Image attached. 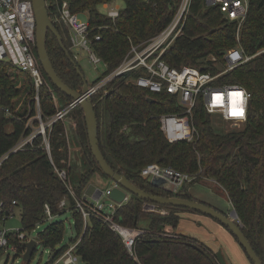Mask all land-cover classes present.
<instances>
[{
  "label": "trees",
  "instance_id": "1",
  "mask_svg": "<svg viewBox=\"0 0 264 264\" xmlns=\"http://www.w3.org/2000/svg\"><path fill=\"white\" fill-rule=\"evenodd\" d=\"M63 1L69 2L73 13L88 14L92 26L100 28L97 32L101 40L95 41L94 48L108 66L105 75L120 66L132 44L143 45L161 32L172 20L180 3V0H154L151 4L143 0H127L125 8L113 21L101 13L98 6L115 0H48L52 19ZM250 4L242 42L246 53L254 54L264 47V0H250ZM55 26L76 64L68 58L58 38L49 32L47 49L53 66L67 86L81 91L84 82L76 70L79 65L71 51L69 33L59 24ZM235 34V24L224 18L219 7L207 6L204 0H194L185 33L166 52L164 60L172 68L190 66L218 74L223 71L225 52L236 45ZM212 58L217 61L212 62ZM20 76L18 72L11 74L10 66L0 61V158L24 134L25 116L28 113L35 115L32 83L24 76L26 83L18 87ZM128 78L113 80L92 97L99 123L100 148L107 163L144 192L160 197L195 200L190 188L203 179L214 180L227 194L238 214L242 231L264 264V54L219 78L221 85H237L251 93L247 122L240 130L216 132L211 115L200 99L194 109L198 136L192 142L171 144L160 129L162 115L184 111L178 99L166 92L150 93L127 83ZM52 87L62 105L60 108L67 107L72 99ZM149 98L154 102H149ZM40 101L45 120L56 114L57 106L47 88L41 91ZM19 104H22L19 111L22 120L11 122L3 109L15 108ZM73 116L79 146L83 150L82 159L87 166L75 188L76 195L81 197L89 186L91 175L103 174L92 154L81 106L73 110ZM51 146L55 164L67 168L70 176L72 166L64 163L69 160V144L61 122L52 130ZM151 163L171 166L197 178L184 184L178 193L168 192L154 187L150 179L141 176L142 169ZM64 199L67 207L60 208ZM14 201L21 212L22 230L26 232L34 231L45 221L47 204L55 216L73 211L75 235L70 242L80 240L77 253L84 264H221L215 253L196 239L161 236L167 229L174 231L179 227V213L193 211L165 207L170 212L168 216L148 214L144 211L147 202L135 195H130L116 214L121 224L143 226L150 232L139 240L135 256H131L119 236L102 221L90 218L85 222L75 200L55 174L47 152L41 148L13 154L0 167V202L6 204V210H11ZM37 236L40 243L52 251L49 264H54L68 247L62 246L65 238V223L62 221L49 224ZM15 242L12 238V243ZM4 255L5 251L0 250V260Z\"/></svg>",
  "mask_w": 264,
  "mask_h": 264
},
{
  "label": "built area",
  "instance_id": "2",
  "mask_svg": "<svg viewBox=\"0 0 264 264\" xmlns=\"http://www.w3.org/2000/svg\"><path fill=\"white\" fill-rule=\"evenodd\" d=\"M115 1L103 4L104 8L109 10L107 16L113 21L118 18L122 10L119 6L114 5ZM143 1L151 4L154 0ZM204 1L207 6L219 7L224 18L236 26V45L225 52L223 71L218 74H213L209 71L205 72L190 66L172 68L164 60L166 52L184 35L194 0H180L170 23L145 44H132L130 52L120 66L107 75L105 73L108 66L94 48L95 41L101 40V35L97 32L100 28L93 27L89 20H79V14L71 11L68 1H63L58 5V12L53 16L52 20L54 24L57 23L67 28L71 51L75 57L80 53L86 56L95 67L103 65L105 68L102 76L96 82L89 84V95L93 97L102 92L113 80L126 76H129L127 83H133L142 89L148 90L150 93L160 94L166 92L171 94L178 99L184 111L180 114L162 115L159 118L160 129L171 144L184 141L192 142L198 136V130L194 124V109L200 99L203 100L208 114L211 116L218 115L224 122L230 123L234 128H241L247 122L251 93L240 86L234 87L237 85H221L219 78L264 54V47L254 54L246 53L242 42V30L250 13V0ZM262 21L264 24V14ZM36 32L37 21L32 0H0V61L10 66L11 74L21 73V75L31 81L34 93L33 101L35 103V115L30 116V113H28L25 116V132L15 146L0 158V167L13 154L35 148L45 150L55 174L64 183L67 191L75 200L76 208L83 215L85 222L87 223L90 218H97L102 221L113 233L119 236L129 254L135 256L137 243L150 232L141 227L125 226L117 221L116 214L120 204L110 198V193L113 188L119 185L111 181L109 187L103 191L102 196L97 201L87 196H77L68 169L58 167L53 160L52 130L58 122L65 124L73 110L80 106V102L72 101L63 109L58 108L56 105V114L46 120L43 118L40 101L41 91L47 88L54 97L55 92L43 71L37 55ZM216 61V58H212V62ZM238 89H243L248 97L243 119L230 115L228 94ZM217 94L224 96V102L220 106H214L213 110L211 100ZM84 96L87 97V95ZM21 105L19 104L15 108L7 107L3 109L5 117L11 122H20L22 120L19 115ZM66 137L69 151H71L67 130ZM64 163L71 165L70 156L69 160L67 162L64 161ZM141 176L150 180L153 177L167 180L172 187V193H178L184 184L197 178L195 175H189L171 166H163L158 163L146 165L142 169ZM104 199H107L106 202H103ZM65 207H67L66 199L60 204V208ZM17 209L16 201L13 202L11 210H6V204L0 202V240L3 241L0 242V250H4L5 255L9 251H13L24 256L27 251V243L36 241L37 246L40 243L38 236L36 240L32 238L30 232L8 228L7 224L14 217ZM144 211L155 212L162 216L170 214L165 207L150 203L145 204ZM45 214V221L53 220L56 217L51 212L48 204L45 205ZM161 236L173 239L181 238L180 235L171 234L168 231L162 232ZM12 238H15V243H12ZM79 243L80 240L67 245V249L54 264H84L77 253ZM21 246L24 248H21Z\"/></svg>",
  "mask_w": 264,
  "mask_h": 264
},
{
  "label": "water",
  "instance_id": "3",
  "mask_svg": "<svg viewBox=\"0 0 264 264\" xmlns=\"http://www.w3.org/2000/svg\"><path fill=\"white\" fill-rule=\"evenodd\" d=\"M32 2L34 5V11L37 21L36 49L39 61L50 83L63 94L70 97L72 101L80 102V106L83 109L84 117L87 123V131L92 154L98 163V167L103 175L119 185L118 187H115L111 190L110 198L117 204L121 205L128 200L130 195H135L141 200L152 205L161 207L183 208L208 216L219 222L223 227L229 229L233 236L238 240L240 246L247 253L250 261L253 264H263L257 252L254 250L244 232L242 231V225L238 222L239 217L235 209H233L230 214H226L216 209L215 207L198 200L151 195L135 186L126 176L118 174L110 167L100 148L99 123L95 112L92 96L89 95V84L87 83L79 67H76V70L78 71L84 82V86L81 91H75L71 89L60 78L53 66L47 49L48 33L52 32L58 38L64 52L66 53L68 58L72 60L71 53L64 46L62 36L60 35L50 16L48 9V0H32ZM72 62L73 64H76L74 60H72ZM84 95H87V97H85ZM149 102H154V99L149 98ZM151 184L156 188L168 192L172 191L170 183L165 179L153 177L151 179ZM94 191H96L95 194H93ZM102 193L103 191L99 190L95 185H89L86 189L85 196L93 198L97 201L102 196ZM36 246V241H32L26 244L27 251L23 256L26 262H29L32 259Z\"/></svg>",
  "mask_w": 264,
  "mask_h": 264
},
{
  "label": "rangeland",
  "instance_id": "4",
  "mask_svg": "<svg viewBox=\"0 0 264 264\" xmlns=\"http://www.w3.org/2000/svg\"><path fill=\"white\" fill-rule=\"evenodd\" d=\"M114 5L119 6L121 9H124L126 6V1L116 0ZM98 10L106 15L109 12V10L104 8L103 5L98 6ZM79 20L88 21V14H79ZM61 27L68 32L65 26ZM75 58L88 84H92L93 82L97 81L105 71L103 65L95 67L92 63L89 62L86 56H83L80 53H78L77 57ZM20 79V85L26 83V81L24 80L26 78L23 75L20 76ZM55 97L57 100L55 99ZM55 97L53 96L54 102L55 104L57 103L56 105L58 106V108H60V106L62 105L61 103H59L56 94ZM211 119L216 132L221 133L223 131L230 132L233 130H240L239 128L232 127L230 123L224 122L218 115L211 116ZM74 122L75 127H77V123L72 112L71 115L67 118L66 123L62 124L64 125L66 130H69V137L71 143V151H69V156L72 166L70 179L72 181L73 187L77 188L79 186L80 178L85 173L87 166L82 159L83 150L79 146L76 129L73 128L72 125ZM110 181V179L101 175L100 173H93L89 179V185H95L99 190L104 191L109 187ZM206 181L207 184L205 183ZM190 193L192 195H195L198 200L205 202L206 204H209L226 214H230L233 210V206L231 202H229L230 200H228L229 198L227 194L223 191V189L218 186V184L214 180H201V182L196 183L190 188ZM106 200L107 199H104L103 202H106ZM145 213L157 214L155 212L150 211H145ZM61 221L65 223V238L62 242V246L69 245L71 243L70 238L75 235L73 211L70 210L62 215L56 216L53 220H46L43 223L39 224L34 231L30 232V235L32 236V238L37 240V235L42 232L49 224ZM7 226L8 228H14L17 230L22 229L21 212L19 209L16 210L14 217L10 219ZM189 226L192 227L193 225L189 223ZM144 228L146 229V227ZM193 231L194 233H191L189 235H191L192 238L198 239L199 241H203L200 233L195 230ZM169 232L171 234H174V232L172 231ZM222 249L223 251L221 252H215V255L217 256L221 264H245L242 259H239L238 254H234L228 247L227 243L223 240ZM51 259L52 251L48 248H45L42 244L39 243L36 252L34 253V256L30 262H26L23 258V255L16 254L13 251H9L6 255L2 257V259L0 260V264H49L51 262ZM245 260L246 262H248L247 264H251L247 257H245Z\"/></svg>",
  "mask_w": 264,
  "mask_h": 264
},
{
  "label": "crops",
  "instance_id": "5",
  "mask_svg": "<svg viewBox=\"0 0 264 264\" xmlns=\"http://www.w3.org/2000/svg\"><path fill=\"white\" fill-rule=\"evenodd\" d=\"M72 125H73V128L76 129L75 122ZM67 132L69 133V130H67ZM205 183L207 184V181ZM95 192L96 191H94L93 194H95ZM85 194H86V190L83 193V196H85ZM192 196L195 200H198V198L195 195H192ZM179 216H180L179 227L172 232L180 236L192 238L191 235L189 234L194 233L193 230L198 231L203 241L201 240L199 241L198 239L196 240L204 244L206 247L210 248L214 253L223 251L222 249V240H223L227 243L228 247L234 254L236 255L238 254L239 259H242L245 264L248 263L245 260L246 255L243 249L241 248L240 244L235 240V238L231 235V233L225 227H223L219 222H217L216 220L208 216H205V215H202L196 212H181L179 213ZM189 223H191V225L193 226L192 227L189 226ZM192 239H195V238H192Z\"/></svg>",
  "mask_w": 264,
  "mask_h": 264
},
{
  "label": "clouds",
  "instance_id": "6",
  "mask_svg": "<svg viewBox=\"0 0 264 264\" xmlns=\"http://www.w3.org/2000/svg\"><path fill=\"white\" fill-rule=\"evenodd\" d=\"M238 87V86H234ZM229 106H230V115L232 117H237L240 119L244 118L246 105L248 97L243 89H238L229 92ZM224 102V96L223 95H214L211 100V106H220ZM0 242H3L0 240Z\"/></svg>",
  "mask_w": 264,
  "mask_h": 264
}]
</instances>
